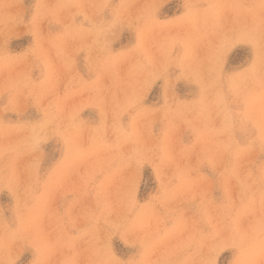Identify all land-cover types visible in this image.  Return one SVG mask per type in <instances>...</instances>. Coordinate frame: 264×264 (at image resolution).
Returning a JSON list of instances; mask_svg holds the SVG:
<instances>
[{
  "label": "rangeland",
  "instance_id": "1",
  "mask_svg": "<svg viewBox=\"0 0 264 264\" xmlns=\"http://www.w3.org/2000/svg\"><path fill=\"white\" fill-rule=\"evenodd\" d=\"M0 264H264V0H0Z\"/></svg>",
  "mask_w": 264,
  "mask_h": 264
}]
</instances>
